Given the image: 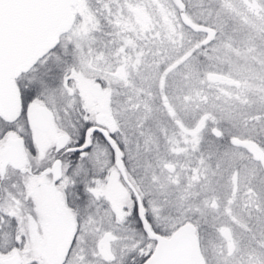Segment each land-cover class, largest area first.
<instances>
[{"label": "snow or ice", "instance_id": "obj_1", "mask_svg": "<svg viewBox=\"0 0 264 264\" xmlns=\"http://www.w3.org/2000/svg\"><path fill=\"white\" fill-rule=\"evenodd\" d=\"M0 264H264V0H0Z\"/></svg>", "mask_w": 264, "mask_h": 264}]
</instances>
